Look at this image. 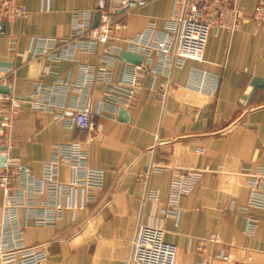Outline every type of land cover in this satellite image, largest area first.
Listing matches in <instances>:
<instances>
[{
  "label": "crops",
  "instance_id": "obj_1",
  "mask_svg": "<svg viewBox=\"0 0 264 264\" xmlns=\"http://www.w3.org/2000/svg\"><path fill=\"white\" fill-rule=\"evenodd\" d=\"M19 1L28 16L0 26V93L24 100L12 119L8 160L22 173L14 192L22 205L17 214L24 242L49 251L41 264H124L141 225L164 227L165 241L177 247L176 264H264V209H250L259 219L252 233L243 212L250 197L245 173L264 166V87L251 85L255 78L264 80V29L252 18L259 0H239L240 28L214 31L203 61L188 60L173 70L165 105L147 73L134 104L114 108L106 104L112 93L99 73L118 84L127 67L144 62L139 53V64L115 57L114 46L144 34L153 21L164 29L175 0H148L118 14L110 38L96 52L76 47L70 38L79 12L90 13V29L100 25L99 0ZM45 41L55 47L34 58ZM84 105L92 113V132L70 127L71 116ZM65 143L80 144L87 166L104 172L103 189L71 186L84 170L68 165H60L56 176L67 187L61 197L38 182L56 145ZM153 163L169 169L145 179ZM189 168L211 170L181 198L178 219L168 217L173 173ZM25 174L39 193H32L31 184L24 190ZM149 190L159 192L158 201L145 199ZM4 200L0 189V206ZM55 202L62 207L60 218L40 224L37 219L53 215ZM212 236L219 241L210 242Z\"/></svg>",
  "mask_w": 264,
  "mask_h": 264
},
{
  "label": "built area",
  "instance_id": "obj_2",
  "mask_svg": "<svg viewBox=\"0 0 264 264\" xmlns=\"http://www.w3.org/2000/svg\"><path fill=\"white\" fill-rule=\"evenodd\" d=\"M147 2L148 0H99L97 12L100 25L90 29V13L79 12L74 17L75 23L70 39L77 41L76 47L96 52L100 42L110 38L118 14L119 16L129 14L134 8L143 7ZM238 2L239 0H175L173 13L167 18L164 29H158L157 22L153 21L144 34L127 39L123 44H116L112 51L115 57L126 49L142 54L144 62L141 67L134 66L130 70L127 67L126 74L118 84L111 83L106 72L99 73V78L108 84L109 92L112 93L107 98L106 104L113 108L131 107L142 89V75L149 73L152 76L151 90L156 91L159 100L165 105L172 93L173 70L182 68L188 60L203 61L207 42L214 31L223 28L232 33L240 28L241 11ZM28 14L26 5L19 0H0V26L27 17ZM252 18L257 26L264 29V0H259L255 6ZM87 29L90 31L87 32ZM54 47L55 45H49L45 41L34 52L33 57L48 54ZM128 71L133 74H128ZM95 80V76L91 77L87 84ZM0 85H2L1 80ZM23 103L24 100L19 96L0 93V157L2 155L9 157L12 119ZM2 110L7 111L5 118L2 117ZM71 117L70 127L75 126L84 132L94 130L95 124L89 107L84 105ZM60 165H68L75 172L79 169L84 170L83 176L78 177L71 186L82 185L89 189H103L105 186L104 172L87 166V153L80 144H59L55 148L54 160L45 165L43 175L38 180L54 193L56 199L61 197L63 190L67 189L65 186L62 187L63 185L56 178ZM168 169L167 165L153 163L142 175L146 179L153 172H164ZM210 170V168H189L174 171L169 208L165 210L166 216L178 219L181 198L190 193L204 173ZM21 175L20 168L10 166L9 162L6 167L0 168V189L5 195V200L0 206V264H41L49 259L46 245L28 246L24 242L17 214V209L22 205L14 192V183ZM24 176L26 177V174ZM245 176L250 186V197L243 212L247 214L246 231L252 233L259 219L250 215L249 211L264 209V166L259 167L255 172L247 171ZM28 177L24 179L26 182L24 190H27V185L31 184L32 193H39L41 189L35 186L33 181L30 182ZM145 199L158 201L159 192L149 190ZM53 209L55 210L53 215L37 219L38 222L53 225L55 217L60 218L62 207L55 202ZM209 241L217 243L219 240L216 236H212ZM220 258L231 260L229 255H221ZM176 259L177 247L165 241L163 226L141 225L132 242L131 254L125 259L124 264H176Z\"/></svg>",
  "mask_w": 264,
  "mask_h": 264
},
{
  "label": "water",
  "instance_id": "obj_3",
  "mask_svg": "<svg viewBox=\"0 0 264 264\" xmlns=\"http://www.w3.org/2000/svg\"><path fill=\"white\" fill-rule=\"evenodd\" d=\"M121 59L126 61V62H133V63L139 64V63H141L143 57L139 56L135 53L122 52L121 53ZM251 85L253 86L254 90L261 88V87H264V80L259 79V78H255V79H253ZM2 89H3V87L0 86V92L2 91ZM4 148H6V147H4ZM8 162H9L10 166L19 167V164L15 163L14 160H11V159L8 160V157L6 155H2L0 157V168L6 167Z\"/></svg>",
  "mask_w": 264,
  "mask_h": 264
}]
</instances>
